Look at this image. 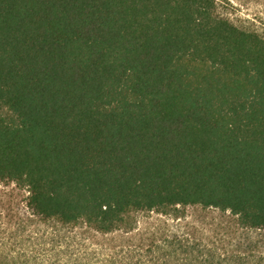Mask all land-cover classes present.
<instances>
[{
	"label": "trees",
	"instance_id": "obj_1",
	"mask_svg": "<svg viewBox=\"0 0 264 264\" xmlns=\"http://www.w3.org/2000/svg\"><path fill=\"white\" fill-rule=\"evenodd\" d=\"M0 181L63 224L229 211L264 231V37L214 0H0Z\"/></svg>",
	"mask_w": 264,
	"mask_h": 264
},
{
	"label": "rangeland",
	"instance_id": "obj_2",
	"mask_svg": "<svg viewBox=\"0 0 264 264\" xmlns=\"http://www.w3.org/2000/svg\"><path fill=\"white\" fill-rule=\"evenodd\" d=\"M216 13L264 37V0H214ZM0 116L11 119L0 106ZM28 192L0 181V264H264V231L229 211L177 206L123 215L109 232L63 224L27 204Z\"/></svg>",
	"mask_w": 264,
	"mask_h": 264
}]
</instances>
